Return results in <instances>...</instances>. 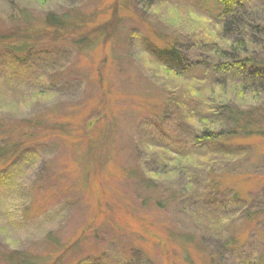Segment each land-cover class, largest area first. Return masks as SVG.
Segmentation results:
<instances>
[{"label": "rangeland", "instance_id": "obj_1", "mask_svg": "<svg viewBox=\"0 0 264 264\" xmlns=\"http://www.w3.org/2000/svg\"><path fill=\"white\" fill-rule=\"evenodd\" d=\"M23 11L26 24L53 14L114 36L98 33L92 49L70 39L0 50V121L37 125L0 177V253L45 258L48 239H80L62 264H264V138L201 146L185 83L158 67L174 40L186 60L205 58L190 42L218 35L217 2L0 0V29Z\"/></svg>", "mask_w": 264, "mask_h": 264}, {"label": "trees", "instance_id": "obj_2", "mask_svg": "<svg viewBox=\"0 0 264 264\" xmlns=\"http://www.w3.org/2000/svg\"><path fill=\"white\" fill-rule=\"evenodd\" d=\"M41 1L47 3V0ZM256 1L215 0L220 11L218 35L210 39L203 38L209 33H195L190 42L205 58L186 60L179 48L182 44L177 40L166 43V48L158 51V67L166 74L165 78L185 83L188 95L183 104H188V120L198 130L201 146L264 138V54L256 58L250 51L255 41L257 44L264 40V17L254 15ZM18 15L17 25L0 29V50L24 52L38 43H62L70 39L78 48L84 44L92 49L102 41L100 36L104 35L105 44L114 36L104 24L85 33L87 28L57 15L49 14L42 25L21 21L24 11ZM92 33L96 35L89 41ZM76 36L83 39L77 40ZM171 94L176 97H171L167 105L173 110L182 103L176 91ZM34 127L36 129L37 125L24 120L15 125H4L0 121V170L6 168L0 171V177L24 156L32 141L30 130ZM176 170L179 169L172 168V172ZM80 241L65 247L54 238L48 239L51 250L45 258L44 254L23 249L0 253V257L7 264H62L63 259L79 247Z\"/></svg>", "mask_w": 264, "mask_h": 264}]
</instances>
